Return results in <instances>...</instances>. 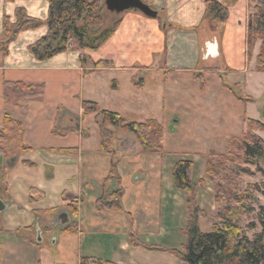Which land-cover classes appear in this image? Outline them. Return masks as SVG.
Wrapping results in <instances>:
<instances>
[{
	"label": "crops",
	"instance_id": "obj_1",
	"mask_svg": "<svg viewBox=\"0 0 264 264\" xmlns=\"http://www.w3.org/2000/svg\"><path fill=\"white\" fill-rule=\"evenodd\" d=\"M143 1L157 16L125 11L116 32L97 50L82 49L71 40L67 51L38 61L28 46L46 34L42 24L20 32L6 55L0 51V127L4 114L19 121L28 147L13 157L0 150V264H184L172 252L181 250L186 240V192L176 187L172 175L180 159L192 162L196 202L206 212L198 218L199 228L214 217L206 156L211 150H226L227 139L205 143V134L198 132L192 136L198 143L177 153L166 147V135L182 127L186 118L197 122L200 108L216 107L217 94L231 93L216 73L206 71L201 90L194 72L211 66L219 72L220 66L224 78L227 73L243 74L244 84L257 72L256 57L246 56L249 3H230L228 19L216 26L220 36L207 38L206 0ZM17 7L33 18H47V0H0V36L3 16L13 20ZM81 56L88 58L84 65ZM219 57L218 66L214 63ZM101 60L112 66L92 67ZM209 74L216 76L213 93L208 90ZM5 81L42 84V97L5 101ZM83 101L127 121L161 122L162 152L143 151L133 134L121 131L115 132L114 154L104 152L95 112L85 114ZM113 159L123 189L122 208L98 210L96 201ZM61 212L70 220L63 226ZM71 222L75 229L68 227Z\"/></svg>",
	"mask_w": 264,
	"mask_h": 264
},
{
	"label": "trees",
	"instance_id": "obj_2",
	"mask_svg": "<svg viewBox=\"0 0 264 264\" xmlns=\"http://www.w3.org/2000/svg\"><path fill=\"white\" fill-rule=\"evenodd\" d=\"M12 1V0H6ZM48 14L45 21L29 16L23 7H17L12 20L7 15L2 18L0 51L8 53L9 44L20 32L36 29L46 25L44 36L31 43L28 51L38 61H45L54 55L65 52L72 47L71 40L82 49L97 50L116 32L123 14H114L106 10L103 0H47ZM236 0L220 2L206 0L203 22L222 25L229 16L228 5ZM250 11L246 25V56L249 59L252 50L259 41V49L255 59L254 70L264 71V0H248ZM111 15V16H110ZM106 21L109 24L106 25ZM215 26V27H216ZM86 57L81 56L84 65ZM109 61L92 62V67H111ZM208 73H216L228 89L242 102L251 101V97L238 94L236 84L229 83L222 73L216 69H207ZM193 77L199 82L202 90L205 85L204 74L194 72ZM115 87V83L112 84ZM43 94L42 84L10 82L3 84L5 101L17 103L21 100L39 99ZM84 113L95 112L98 124L100 148L114 154L115 131L131 133L146 152H162L163 125L155 119L144 122L127 121L120 114L100 109L96 103L83 101ZM99 117V118H98ZM247 125L239 137H232L226 152L214 150L206 156L205 176L213 184L215 214L210 220L211 230L203 232L198 225V218L205 217L196 202V184L192 181V162L188 159L178 160L172 175L177 188L186 192L187 221L184 228L186 240L181 250L172 252L184 264H264V205L257 203L256 184L244 183V175L259 172L264 176V140L254 128L264 129V107L262 120L250 119L244 115ZM53 132L58 131L56 129ZM21 123L10 115L4 114L0 127V150L12 153L28 149L22 142ZM15 153V154H13ZM116 160L113 159L108 175L102 182V193L96 201L98 210L122 208L123 189L119 185L120 176ZM254 166V170L250 168ZM70 213L77 215V209L70 205ZM254 213L255 220L243 224L247 214ZM75 229V224L68 227ZM259 227V231L251 235ZM97 264H114L98 261Z\"/></svg>",
	"mask_w": 264,
	"mask_h": 264
},
{
	"label": "rangeland",
	"instance_id": "obj_3",
	"mask_svg": "<svg viewBox=\"0 0 264 264\" xmlns=\"http://www.w3.org/2000/svg\"><path fill=\"white\" fill-rule=\"evenodd\" d=\"M250 11V7H249ZM111 16V15H110ZM160 17V14H159ZM109 24V21H106V25ZM213 22L209 24V22L206 20L204 21V27H206V31H208L206 34L207 38L212 37L214 34L219 37V31L216 29V25L213 26ZM222 30V29H220ZM259 43L257 42L255 47L252 50V56L257 55ZM250 57V58H251ZM222 61V57L215 60L214 64H217L219 66L220 62ZM211 67H205L202 68L203 71H206L207 69L213 68ZM220 73H224L225 71L220 66L218 67ZM208 90L209 92H215L214 88H217L215 86L216 76L208 75ZM225 79L229 82L237 81L238 84H236L237 88L239 89L238 94L242 97H248L246 92H248L249 96L252 98L251 101L248 102H242L239 99H237L233 94H228L226 91H222L224 95H216L218 104L216 107L209 108L207 105L206 108L203 107L200 108V113L197 115V122H191L190 118H186L185 124L177 129L174 133H167L166 135V147L171 148V151H175L179 153L182 150L187 149L189 146L193 145L194 143H198L196 137H194L193 141V134L195 133H201V137L204 136L206 138V142L211 141L214 138H219L221 141H223L224 138L231 139L234 136L239 137L241 135V132L246 130L248 127L245 124L243 117L244 115L247 116L250 119H256V120H262L263 118V107H264V71L254 72L252 73L248 80L247 84L243 83L244 76L243 74H237V73H227ZM180 86V85H179ZM246 91V92H245ZM218 93V92H217ZM214 103L216 104V102ZM218 116V120H217ZM99 118V117H98ZM218 121V124L217 122ZM196 127L193 129V127ZM174 127H171L173 129ZM204 129L205 132H200ZM244 129V130H243ZM119 132V131H115ZM253 132L258 133L262 139L264 140V129H257L254 128ZM214 135V137H213ZM115 136V134H114ZM196 140V141H195ZM213 141V140H212ZM204 142L201 140L199 142V145L202 146L201 149H203ZM18 152V151H17ZM15 152V153H17ZM183 152V151H182ZM217 153H224L226 150H222V152L216 151ZM13 153V154H15ZM12 153H8V156H11ZM252 170H254V166H250ZM244 183L247 184H256L259 188L258 191L255 192L257 203L264 205V176L259 173L255 172L252 175H244L242 178ZM214 215V214H213ZM209 218H213V216L210 215ZM209 220V219H208ZM255 220L254 213H249L247 216L243 219V224H246L250 221ZM206 225H211V222L208 223L206 220ZM205 224H201L200 228L203 232L210 231L211 228H207ZM260 229L259 227L255 229L254 231H251V235L255 232H258Z\"/></svg>",
	"mask_w": 264,
	"mask_h": 264
},
{
	"label": "water",
	"instance_id": "obj_4",
	"mask_svg": "<svg viewBox=\"0 0 264 264\" xmlns=\"http://www.w3.org/2000/svg\"><path fill=\"white\" fill-rule=\"evenodd\" d=\"M106 10L114 14H123L127 10H138L144 15L154 18L157 16V11L154 10L143 0H103ZM4 208V203L0 200V211ZM67 212H61L59 215L60 225H65L69 222ZM40 232H37V241H40Z\"/></svg>",
	"mask_w": 264,
	"mask_h": 264
}]
</instances>
